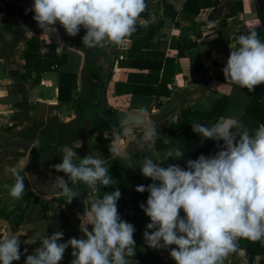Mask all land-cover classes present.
I'll return each instance as SVG.
<instances>
[{
  "label": "crops",
  "instance_id": "1",
  "mask_svg": "<svg viewBox=\"0 0 264 264\" xmlns=\"http://www.w3.org/2000/svg\"><path fill=\"white\" fill-rule=\"evenodd\" d=\"M185 1L166 0L175 11L174 17H169L164 15L162 0H150L151 17L162 18L163 25L151 39L144 42L140 50H131L129 39L120 46L108 45L111 55L105 54L104 60L111 59L114 63L104 90L103 110L144 114L145 122L134 126L135 138L122 134L125 126L112 125L114 127L111 130H104L103 134L108 138L106 146L111 153L107 158L96 148L95 133L65 144L73 147L77 153L73 158L74 162H79L86 155L102 159L113 178L112 184L108 187L98 184L97 191L93 192L82 182L72 184L69 181V186L79 194L69 204L58 190L54 194L39 195L32 189L25 168L21 172L24 177V191L30 192L32 196L22 222L11 232L20 239L22 253L20 260L13 264H25L26 256L34 253L40 246L38 240L41 236L61 231L64 234L61 243L73 237L84 239L79 231L78 216L84 214L93 199L102 198L105 193H111L117 188L121 197H124L130 194L135 184L153 182L141 173L140 165L145 157L160 162L167 151L179 149L185 153L182 159L168 158L161 162V166L179 165L187 160L183 129L176 131L174 144L157 149L154 146L156 137L152 141L143 142L147 124H155L156 136L169 140L166 136L170 131L169 124L180 121L181 108L188 106L191 109L207 110L222 95L229 98V104L222 115L217 120L197 119V123L211 127L221 117L237 118L243 113L253 91L249 92L248 89L225 80L218 64H226L231 51L228 44L237 35L246 34L259 26L255 0H233L241 8L234 15L225 18L223 15L230 7L226 0H217L216 6H223L220 11H212L211 6L200 7L199 11H194L193 6L184 8ZM33 2L34 0H0V213L23 204L22 198L16 200L9 195L5 185L14 183L11 169L21 160L26 164L29 153L38 163L42 161L49 179L55 181L58 176L64 175L54 170V165L62 162V159H58L60 156L55 155L56 161L45 165L38 155L32 153V149L40 146L42 141H50L49 135L57 133L59 123L71 121L75 117L72 102L58 100L59 71L75 73L77 76L72 99L77 98L82 85L85 53L72 43L59 24L55 26L56 32L42 31L33 19ZM260 3L264 6V0H260ZM6 4L9 5L8 8ZM14 8L18 10L15 13L10 11ZM166 10L170 11L168 8ZM142 22L144 20L140 18L137 23ZM31 37L39 40L41 53L47 50L46 43H52L59 53H67L66 63L59 66V71L25 70L22 50ZM124 58L146 60L153 64L160 62L161 65L144 68L118 66L117 61ZM199 62L201 68L192 71L191 64ZM100 69L103 80L105 71L101 67ZM36 75H39L38 81H34ZM116 81L142 85L162 82L169 87L170 93L161 95L158 99L147 93L116 95ZM115 132L121 133L118 142ZM196 136L198 140L203 139L197 133ZM78 140L82 142V146L77 148L75 142ZM141 143H144L143 148L138 147ZM60 154L62 157V153ZM40 202L47 205L45 211L41 210ZM141 215L142 209L138 208L137 219ZM6 234V227L0 225V238ZM134 240L136 250L134 257L129 258L130 264H175L169 254L174 245L169 249H153L145 243L144 237H134ZM262 240L264 244V238ZM71 252L72 248L69 246L59 264H71ZM262 257L264 255H258L253 262H248L243 250L238 249L224 258V264H257V260Z\"/></svg>",
  "mask_w": 264,
  "mask_h": 264
},
{
  "label": "clouds",
  "instance_id": "2",
  "mask_svg": "<svg viewBox=\"0 0 264 264\" xmlns=\"http://www.w3.org/2000/svg\"><path fill=\"white\" fill-rule=\"evenodd\" d=\"M146 7V0H34L32 11L42 31L56 32L59 24L68 36L75 37L83 28V45L95 48L123 45L136 31ZM228 46L231 51L222 69L225 80L249 92L264 84V41L258 33L252 30L239 34ZM136 123L125 126L122 134L135 138ZM191 126L205 140L223 141L221 150L211 157L200 155L188 160L186 169L177 164L161 166L168 158L182 159L185 153L179 149L167 151L160 162L143 159L141 173L153 181L135 188L139 193H149L146 205H140L150 219L143 237L153 249L174 245L169 254L175 264H224V258L237 249L239 239L264 238V124L254 133L246 128L234 131L242 129L241 121L235 117H221L211 127L197 122ZM156 135V125L147 124L143 142L154 140ZM114 136L118 142L121 133L115 132ZM75 146H82V142L76 141ZM59 151L62 162L54 167L64 175L58 176L51 187L69 204L79 195L69 181L82 182L93 192L98 184H112L102 159L86 155L77 163L73 147L65 145ZM25 167L22 160L13 166L14 183L5 185L16 200L24 194L21 172ZM120 198L117 188L93 199L84 214L78 216L84 239L73 237L61 243V231L41 236L40 246L26 256L25 264H59L69 246L71 264H130L129 258L136 250V229L121 219L117 205ZM20 245V239L12 234L0 238V264L19 261Z\"/></svg>",
  "mask_w": 264,
  "mask_h": 264
},
{
  "label": "trees",
  "instance_id": "3",
  "mask_svg": "<svg viewBox=\"0 0 264 264\" xmlns=\"http://www.w3.org/2000/svg\"><path fill=\"white\" fill-rule=\"evenodd\" d=\"M217 0H186L184 2V8L193 6L194 11H199L200 7L211 6L212 11H220L223 6H216ZM230 4L229 10L223 15H234L241 7L236 5V1L226 0V4ZM146 10L142 13L141 17L144 22L137 23L136 31L130 38V49L140 50L144 42L151 39L153 35L162 27V18H152L150 15L151 5L150 0H146ZM164 15L174 17L175 11L172 9L171 4L166 0H162ZM197 4V5H196ZM256 13L259 18V26L255 30L259 38L264 41V6L260 3V0H255ZM8 4L6 7L8 8ZM170 9L167 11L166 9ZM17 12V9L10 10ZM86 34L85 30L81 28L78 35L70 37L72 43L76 44L85 53L84 66L82 68V85L80 87V93L77 98L72 99V89L76 85V74L70 72L59 71V66L66 63L67 53L57 52L55 46L52 43H46L47 50L43 53L40 52V42L36 37H31L27 40L23 50L22 56L25 60L23 66L27 72L31 70H37L38 72L54 70L59 71L58 80V100L59 101H71L72 108L74 109L75 117L68 122H62L58 124V131L54 135L50 136V141H42L40 146L34 147L32 153L38 155L47 165L49 162L56 161V156L61 160V152L59 149L68 142L80 139L89 133H95L96 148L102 153L104 158L111 155L109 149L106 146L108 138L103 134L104 130H111L112 126L109 122L103 120V115L111 114L112 112H106L103 107L105 104V92L103 88V80L101 69L94 59L99 56L102 51V47L97 46L95 48H88L82 43V37ZM93 49L96 53V57L90 58L89 50ZM168 57V56H166ZM118 66L127 68H144V67H160L161 63H151L146 60H138L134 58H124L117 61ZM226 64H218V67L222 70ZM201 63H192L191 70L197 71L201 68ZM96 74L99 77H96ZM39 75L34 77V81H38ZM114 92L116 95L124 94H136L147 93L154 95L155 99H158L161 95H168L170 93L169 87L166 84L159 82L156 85L147 84H134L125 81H116L114 84ZM264 84L259 85L252 92L248 103L244 107L243 113L237 117L241 121L242 129H234V131H242L244 128L248 129L250 133H254L255 129L264 124V106H263ZM159 102L156 100V104ZM229 104V98L226 95L218 97L213 105L207 110L191 109L185 106L180 109V121L171 122L169 124L170 131L166 136L169 140L156 136L154 140L155 148L166 147L174 144L175 133L178 129H183L186 139V154L187 160L179 163L181 168H187L188 160H196L200 155L205 157L214 156L219 150L223 141L214 140H198L196 133L193 132L191 124L196 122L197 119H211L217 120L223 113L224 109ZM140 147V145L138 146ZM78 163V162H77ZM54 170H56L54 168ZM153 182L147 181L145 183L135 184L132 187L130 194L121 197L117 201L118 211L122 220H125L134 225L136 231L134 237H143V232L146 229V225L150 223V219L142 210V215L139 219L136 217L138 208H141V204L146 205V201L149 193L147 191L139 193L135 188L139 185L147 186ZM32 194L28 191H24L22 196L23 204L15 206L13 209L3 212L1 211L0 217H4L8 220L11 230L15 229L23 220L25 211L30 203V197ZM41 210L45 211L47 205L40 202ZM181 216L183 212L181 211ZM238 249L243 250L247 256L248 262H253L258 255H264L263 240H250L241 238L237 241ZM233 251V252H235ZM257 264H264V257L257 260Z\"/></svg>",
  "mask_w": 264,
  "mask_h": 264
},
{
  "label": "water",
  "instance_id": "4",
  "mask_svg": "<svg viewBox=\"0 0 264 264\" xmlns=\"http://www.w3.org/2000/svg\"><path fill=\"white\" fill-rule=\"evenodd\" d=\"M102 50L103 51H101L100 55L97 58V62L100 63V67L105 71L102 88L103 90H105L107 80L112 71V65L114 63V60L109 59L108 61H104L103 59L105 57V54L109 53V55H111V51L108 52V46H104ZM96 77H99V75L96 74ZM60 120H62L61 117ZM103 120L109 122L111 125L116 124L118 127H123L129 125L131 122H137L136 124H142L145 122V116L144 114L138 112L120 111L103 115ZM40 163L35 160L31 153L27 155L25 172L28 176L30 185L32 189L39 195L54 194L57 192V190L51 187L54 181L48 178L47 170L41 160ZM0 225L6 227V235L11 234V226L7 219L1 217Z\"/></svg>",
  "mask_w": 264,
  "mask_h": 264
},
{
  "label": "flooded vegetation",
  "instance_id": "5",
  "mask_svg": "<svg viewBox=\"0 0 264 264\" xmlns=\"http://www.w3.org/2000/svg\"><path fill=\"white\" fill-rule=\"evenodd\" d=\"M106 46H108V45H106ZM104 47H102V49H103ZM108 48L110 49V47L108 46ZM103 51V50H102ZM89 54H90V58H95L96 56V53L93 51V49H90L89 50ZM100 55V54H99ZM97 58H98V56L94 59L96 62H97ZM104 60V59H103ZM104 61H106V60H104ZM99 64V66H100V63H98Z\"/></svg>",
  "mask_w": 264,
  "mask_h": 264
},
{
  "label": "rangeland",
  "instance_id": "6",
  "mask_svg": "<svg viewBox=\"0 0 264 264\" xmlns=\"http://www.w3.org/2000/svg\"><path fill=\"white\" fill-rule=\"evenodd\" d=\"M121 128H119V130H120Z\"/></svg>",
  "mask_w": 264,
  "mask_h": 264
}]
</instances>
